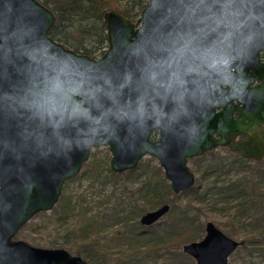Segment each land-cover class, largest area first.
Masks as SVG:
<instances>
[{"label":"water","instance_id":"obj_1","mask_svg":"<svg viewBox=\"0 0 264 264\" xmlns=\"http://www.w3.org/2000/svg\"><path fill=\"white\" fill-rule=\"evenodd\" d=\"M103 22L92 59L48 36L54 16L37 0H0V264H88L14 238L93 149H107L114 174L153 158L174 195L193 187L187 160L216 147L264 159V0H147L134 22L112 10ZM242 245L207 222L181 253L226 264Z\"/></svg>","mask_w":264,"mask_h":264},{"label":"trees","instance_id":"obj_2","mask_svg":"<svg viewBox=\"0 0 264 264\" xmlns=\"http://www.w3.org/2000/svg\"><path fill=\"white\" fill-rule=\"evenodd\" d=\"M37 1L54 16V25L48 36L72 52L92 59H95L94 55L101 56L106 49L103 14L113 10L134 21L147 4V0ZM70 38L75 44L67 43L72 40ZM215 154L211 152L202 157L207 158L208 164H205L200 178H215L212 188L205 189L203 193L194 187L173 195L157 165L149 167L139 163L134 170L121 174L105 169L107 174L100 182L112 186L114 201L107 210L101 209L102 203L97 202L93 213H90L83 194L65 193L67 184L78 180L79 172L63 184L64 188L47 218L54 224H65L70 219L75 223L55 248L74 251L72 255L81 257L88 264H194L180 249L201 239V208L196 206L207 204L213 199L209 196L213 192L218 198L211 204L223 203L225 206L221 212L233 209V219L220 227L228 237L244 241L239 249L245 253L241 264H255V256L264 264V169H254L249 165L251 162L239 158L225 163L229 167L225 169L220 161L214 159ZM147 169L151 175L144 178ZM231 169L234 173L241 172V178L228 179L217 187L215 183L227 176ZM88 171L89 176H92L90 172L95 173L93 180L99 179L101 172L96 167ZM163 205H167L169 210L161 224L143 227L138 223L145 213Z\"/></svg>","mask_w":264,"mask_h":264},{"label":"rangeland","instance_id":"obj_3","mask_svg":"<svg viewBox=\"0 0 264 264\" xmlns=\"http://www.w3.org/2000/svg\"><path fill=\"white\" fill-rule=\"evenodd\" d=\"M110 11V10H109ZM113 11V10H112ZM136 21V20H134ZM131 21V22H134ZM72 40H68V44H75L74 39L70 38ZM78 40H81L80 38H77ZM83 41L87 43V40ZM60 44V43H59ZM64 47V46H63ZM65 48V47H64ZM66 47L65 49H67ZM69 50V48H68ZM71 51V50H70ZM99 55H94L95 59L98 58ZM100 57V56H99ZM219 155H223L222 157H226L225 159H228L226 151L219 150ZM217 156V152L215 154ZM110 155L106 148L99 147L96 149H93L89 153L88 160L85 164L82 165L79 173L78 180L71 181L67 184L65 187V193L72 194L74 196L78 194H83L85 196L86 201L88 202V206L91 209L90 213H93L96 210V204L97 202L102 203L101 209H108L110 206H112V203L114 200V196L111 195V188L112 186L109 183L102 184L100 181L105 177L107 174L105 169H108V161H109ZM207 158H203L199 161H196L194 164L193 162H187V168L190 172L193 173L194 177V184L198 185V189H200V192L203 193V191L209 187L212 188L213 181H215L214 176H209L208 178L201 179L200 175L203 173L205 169V164H208ZM139 163H143L144 165H148L149 167L153 165H157L156 161L153 158L149 157H143ZM138 163V164H139ZM137 164V165H138ZM251 167L254 169H264V161L261 162V164L256 165L254 163H249ZM91 167H96L98 172H101L99 175L98 180H93L94 172H90L92 176H89L88 169ZM137 167V166H136ZM135 167V168H136ZM134 170V169H133ZM151 171L147 169L145 171V174L143 175L145 177H150ZM241 178V172L234 173L231 172L229 175L222 177V180L219 179L215 185L221 186L225 184L226 180H231ZM143 179V177H142ZM168 184V183H167ZM64 187H62L63 189ZM61 189V190H62ZM210 201L207 204L198 205L196 207L201 208V215L199 216V221L204 222H211L213 225L216 226L217 229H221V225L227 224L233 219V209H225L226 212H221L223 203L221 202H213L211 204V201H216L217 198L214 197L213 192L209 193ZM174 195V194H173ZM178 195V194H177ZM108 200H110V204H108ZM51 212H44L39 213L37 215H34L17 233L14 240L16 241H23L27 243L28 245L32 247H38V248H50V247H58L60 245L62 238L64 237L65 233L67 234V231H70L71 228H73L74 220H68L65 224H54L51 220L47 219L50 217ZM165 217H163L160 222H163ZM156 226V225H155ZM35 227H39L38 229H35ZM33 229H35V233H33ZM219 229V230H220ZM223 229V228H222ZM111 235V233L109 234ZM71 254H73L74 251H69ZM245 253L238 250L235 251L231 256L228 258L227 264H241V260L244 259ZM143 261V260H142ZM255 264H261L262 261L258 257L255 256V259L253 261Z\"/></svg>","mask_w":264,"mask_h":264},{"label":"flooded vegetation","instance_id":"obj_4","mask_svg":"<svg viewBox=\"0 0 264 264\" xmlns=\"http://www.w3.org/2000/svg\"><path fill=\"white\" fill-rule=\"evenodd\" d=\"M259 58H260V61L262 62V63H264V53H262V54H260L259 55ZM257 85V83H255V84H253L252 85V87H255ZM238 107H240V106H238ZM218 111V110H217ZM232 118L233 119H236V113L234 112L233 114H232ZM262 127H264V125L262 126ZM243 137L242 136H238V137H236L235 138V141H238V140H241ZM155 139H156V134H155V132L154 133H152L151 134V136H150V141L151 142H153V141H155ZM219 150H221V151H226V153H227V157H229L228 159H225L226 157H222L223 155H219ZM216 153L217 152V156H216V158H214L216 161H220L222 164H223V166H225L226 168L225 169H228L229 167H228V165L227 164H225V163H229L231 160H234L233 158H239V159H241L239 156H237V155H234V154H232L230 151H229V149L227 148V147H216V148H214V149H212V150H210V151H208V152H206V153H204V154H202L201 156H199V157H193V158H191V159H188L187 160V162H193V164L196 162V161H199V160H201V159H203L202 157H204L205 155H208L209 153ZM241 160H244V159H241ZM245 161H249V162H251V163H259V162H262V161H264V159H262V160H260V161H258V162H253V161H250V160H245ZM187 162H186V166H187ZM231 172H233V169H231L230 170V172L229 173H227V175H229ZM192 173V172H191ZM193 174V173H192ZM166 181V180H165ZM194 187H199L198 185H195V184H193V187L192 188H194ZM263 193H264V191H263ZM264 200V199H263ZM156 210V209H155ZM169 210V209H168ZM152 211H154V210H152ZM152 211H149V212H152ZM168 212V211H167ZM148 213V212H147ZM146 214V213H145ZM167 213H165L159 220H161L163 217H165V215H166ZM158 220V221H159ZM160 222V221H159ZM138 223H139V221H138ZM205 223H207V222H204V223H202L203 225V227H202V237H201V239H203V237H204V226H205ZM159 224H161V222L159 223ZM158 224V225H159ZM213 224V223H212ZM151 225H155V224H151ZM142 226V225H141ZM150 226V225H149ZM143 227H146V226H143ZM214 227H216L215 225H214ZM220 229V228H219ZM218 229V230H219ZM221 233H223L227 238H229V239H231V240H234V241H242L243 242V245H244V241L243 240H240V239H234V238H231V237H228L225 233H224V231H222L221 229L219 230ZM201 239H199V240H197V241H194V242H198V241H200ZM191 243V242H190ZM188 244V243H187ZM186 245V244H185ZM242 245V246H243ZM241 246V247H242ZM263 246H264V243H263ZM241 247H237L231 254H233L235 251H238ZM181 250V249H180ZM231 254L228 256V258L231 256ZM187 256V255H186ZM187 257H189V256H187ZM190 258V257H189ZM191 259V258H190ZM192 260V259H191ZM193 261V260H192ZM227 262H228V259H227ZM227 262H226V264H227ZM193 263H194V261H193Z\"/></svg>","mask_w":264,"mask_h":264}]
</instances>
